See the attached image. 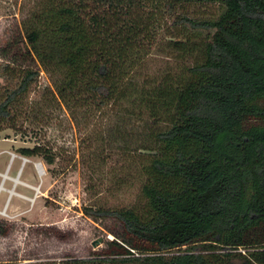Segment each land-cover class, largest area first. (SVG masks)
I'll return each instance as SVG.
<instances>
[{
	"label": "trees",
	"instance_id": "16d2710c",
	"mask_svg": "<svg viewBox=\"0 0 264 264\" xmlns=\"http://www.w3.org/2000/svg\"><path fill=\"white\" fill-rule=\"evenodd\" d=\"M0 52V133L64 112L87 192L133 190L83 209L113 251L59 264H264V0H33Z\"/></svg>",
	"mask_w": 264,
	"mask_h": 264
},
{
	"label": "rangeland",
	"instance_id": "374dc122",
	"mask_svg": "<svg viewBox=\"0 0 264 264\" xmlns=\"http://www.w3.org/2000/svg\"><path fill=\"white\" fill-rule=\"evenodd\" d=\"M33 0H0V46L21 28ZM208 14L209 9H195ZM0 52V61H1ZM160 61V60H159ZM50 85L48 76L42 72L40 84L31 99L38 97L41 88ZM30 134L21 136L11 129L0 133V184L6 191L0 194V222L8 227L0 235V264H59L66 259H85L93 255H105L113 251L109 242L116 241L105 225L95 223L83 213V209L102 198L108 205H125L133 200V190L111 195L108 186L97 198L87 192L88 171L82 162L81 139L64 112H52L30 126ZM36 138V139H35ZM45 146L58 155L56 163L49 168L40 158H26L18 149ZM10 153L17 155L11 161ZM29 161L24 165L23 159ZM45 175L40 177L37 165ZM7 174L3 181L2 175ZM34 187L18 184L14 180ZM27 198L13 196L9 190Z\"/></svg>",
	"mask_w": 264,
	"mask_h": 264
},
{
	"label": "bare ground",
	"instance_id": "6f19581e",
	"mask_svg": "<svg viewBox=\"0 0 264 264\" xmlns=\"http://www.w3.org/2000/svg\"><path fill=\"white\" fill-rule=\"evenodd\" d=\"M37 171H38V174H39L40 177H43V176L45 175L42 166L38 165V166H37ZM2 178H3V181L9 179L7 174H3V175H2ZM14 184H15V186H16V185H18V184H23V183H21L19 179H15V180H14ZM23 185H25V184H23ZM15 186H14V188H13L12 190H9V191H8L9 194H11V197H13V196H17V197L22 198V199H27V198H25V197H23V196H21V195H19L18 193L15 192ZM25 186H26V185H25ZM30 188L34 189L36 193L39 192V188H38V190H37L36 188H34V187H31V186H30ZM1 191H6L5 188H4V184H0V194H1ZM0 214H1V215H5L4 212H1Z\"/></svg>",
	"mask_w": 264,
	"mask_h": 264
},
{
	"label": "built area",
	"instance_id": "2783aa9c",
	"mask_svg": "<svg viewBox=\"0 0 264 264\" xmlns=\"http://www.w3.org/2000/svg\"><path fill=\"white\" fill-rule=\"evenodd\" d=\"M10 156H11V161H13V160H15V158L17 157V155L16 154H14V153H10ZM23 159V164L25 165L26 164V162H28L29 160L28 159H26V158H22ZM38 165H40V164H38ZM37 165V166H38ZM41 166V165H40ZM1 175V174H0ZM26 186H28V187H30L29 185H26ZM9 193V192H8ZM10 196H9V199H8V202H10L11 201V199H12V197H11V194H9Z\"/></svg>",
	"mask_w": 264,
	"mask_h": 264
}]
</instances>
